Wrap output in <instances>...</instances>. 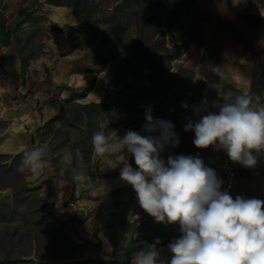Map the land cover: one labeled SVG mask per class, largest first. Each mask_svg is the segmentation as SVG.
Returning <instances> with one entry per match:
<instances>
[{
    "label": "rangeland",
    "instance_id": "rangeland-1",
    "mask_svg": "<svg viewBox=\"0 0 264 264\" xmlns=\"http://www.w3.org/2000/svg\"><path fill=\"white\" fill-rule=\"evenodd\" d=\"M61 1L74 4L80 15L79 20L83 24L80 46H94L96 51L79 53L81 56L76 57L63 53L62 56L66 57L57 67L58 79H66L71 71H88L91 78L80 88L64 83H60L57 87H44V83L36 85L29 79H25L28 81L24 83L15 75L4 79L0 71V264H72L73 260H56L71 255L78 257L80 264H131L133 254L126 261L124 255L129 249L131 253H135L141 250L138 247L142 244H150L148 237H153V242L157 238L160 241L168 238L173 240L181 233L178 224L157 223L141 207L142 213L136 214L131 220L127 219L130 208L127 203L132 201L128 192L131 186L120 179V171L123 167L121 161L127 159L131 164L128 158L132 156L119 146L118 140L130 130L127 115L123 112V109L127 108L128 99L126 95L120 93L126 76L123 71L129 64V59L123 51L129 45L137 44L140 34L144 33L143 38H150L147 41L149 46L156 44L157 41L160 42L151 47L150 50L153 52L155 46L157 49L160 48L161 53H164L163 46L169 49L177 47L174 52H182L171 62L170 73L174 75L179 73L183 77L186 71L188 78L190 76L188 72L192 70L195 75L175 91L178 97L171 102L164 98L167 93L164 91L162 101L160 100L164 113H173L178 107L176 105L178 100L183 98L187 107L181 106L182 111L189 113L192 120H197L199 117L195 109H201L200 115L206 114L207 111L218 112V108L213 107V102L222 104L226 99L231 102L236 93L225 81L219 89L213 86L219 82V77L208 68L210 63H214L204 58L205 51L202 47L199 46L202 50L195 49L189 55L185 53L186 44L178 39L184 37L187 30L197 24L191 18L184 15L175 17L174 26L168 28L170 24L168 19L172 17L164 15L159 25L157 22H151L146 24L144 29H140L138 15L132 17L130 22H123L126 11L117 10L122 0H48V2ZM1 21L0 15V24ZM144 21L141 20L142 23ZM30 22L31 28L26 32L27 35L18 36V40L26 39L28 48V52L24 53L26 59L22 68L27 64V59L40 54L37 52L41 44L37 41L47 36L46 28L42 26L44 25L42 15L32 16ZM120 23L121 26L115 29L116 34L113 37L106 34ZM124 26L127 31L123 35L121 28ZM164 40L166 44L162 43ZM207 53L215 57L216 51L210 50ZM164 63L168 65L167 61ZM202 72L203 74H200ZM256 72L257 76L264 72V63L260 64ZM205 100L207 104L204 103ZM115 102L118 104L117 107L114 106L107 113L118 108L120 116L115 113V118L110 122L111 127L106 131L113 149L100 157L95 154L91 142L96 123L87 124L86 113L79 105ZM160 117L162 116H156V118ZM51 120L53 122L50 123ZM187 123L188 121L182 125V130L177 134L182 139L178 146H167L169 155L199 156L220 178L225 152L216 151L212 147L197 148L193 144L195 133L184 130ZM44 144L48 145L50 150L47 158L54 160L57 165H63L61 158L66 150L75 152L74 144H79L77 148L84 155H87L88 150L91 149L90 162L85 160L87 170L90 168L96 175V178L92 179L87 172L91 178V186L72 183L67 177L58 173L48 160L46 166L36 174L19 172L18 166L23 153ZM164 152L161 153L163 158H165ZM16 157L20 158L15 160ZM251 171L252 174L248 177H240L235 184L236 188L234 185L236 194L233 198L240 195L264 200V160L257 163ZM74 187L75 195H73ZM23 197H27L28 202L19 203L20 199H24ZM6 203H11L19 212L27 214L26 217L17 218V221L24 226L22 232L30 233L32 223H41L38 229H34L37 231H33L32 235L29 234V237L19 241L20 236L13 235L8 229L10 220H4V216L12 215L9 208L4 206ZM47 203L52 204V208L44 210L42 207ZM45 216L49 218L42 224ZM56 219L70 222L69 228L76 225L77 232L72 234V240L81 246L79 250H69L72 244L60 235H53L52 239L45 237L43 228ZM147 221H150L151 225L145 224ZM55 227L56 225H52L51 230ZM110 237L117 243L118 251L112 245ZM35 240L39 241V244H35ZM19 256L21 258L18 261ZM170 256L171 253L166 249L161 257L170 258Z\"/></svg>",
    "mask_w": 264,
    "mask_h": 264
},
{
    "label": "clouds",
    "instance_id": "clouds-1",
    "mask_svg": "<svg viewBox=\"0 0 264 264\" xmlns=\"http://www.w3.org/2000/svg\"><path fill=\"white\" fill-rule=\"evenodd\" d=\"M210 71L219 77L213 85L219 89L227 77L220 66H210ZM213 107L218 112L200 115L201 109H195L199 118L188 119L184 130L195 133L193 144L201 149L223 150L232 162L254 168L258 155L264 154L262 97L245 90L231 102H213ZM102 113L91 140L100 157L113 149L106 129L115 118V111ZM173 128L170 121L154 118L149 107L142 126L145 134L129 130L118 138L119 146L137 166L134 169L127 159L122 160L120 179L132 187L139 206L155 222L178 224L181 233L167 245L170 258L161 257L157 238L133 253L131 264H264V200L240 195L233 198L222 190L223 181L215 170L199 156L169 155L165 160L161 155L165 148L179 144ZM49 151L46 144L25 151L18 171L40 172L48 162ZM61 163L65 166L61 172L68 170L73 183L91 186L79 148L74 153L66 150Z\"/></svg>",
    "mask_w": 264,
    "mask_h": 264
},
{
    "label": "trees",
    "instance_id": "trees-1",
    "mask_svg": "<svg viewBox=\"0 0 264 264\" xmlns=\"http://www.w3.org/2000/svg\"><path fill=\"white\" fill-rule=\"evenodd\" d=\"M52 4L57 5H67L70 6L73 9L74 15L80 19V15L77 12V8L72 3L67 2H50ZM118 11L124 10L126 11V14H124V21L123 22H130L132 17L134 18L137 16L139 19V27L140 29H144V26L146 24H149L151 22H157L158 25L161 23L162 18L164 15L171 16L172 19H168L170 24L168 25V28H171L174 26L175 17L180 16H186L188 18H191L195 23H197L193 28L190 30H187L184 37L179 38L178 40L181 41L183 44H186V49L190 44H196L200 47H202L205 51L203 54L204 58H206L208 61L213 62L214 64H218L220 62L221 57V49L219 47L210 46L205 43V33L203 28V21H202V12L200 5L197 0H122V3L117 8ZM128 11V12H127ZM23 13L22 10H20V14ZM2 16L1 21V27L3 28L6 24V18L4 15ZM240 18H246L247 16H241ZM141 20H145L143 23ZM117 25V24H116ZM112 27L110 30L106 32V34H110L109 36H112L116 34L117 27L121 26V23L118 26ZM116 29V30H115ZM115 31L114 33H111ZM127 28L124 26L121 28V32L123 35L126 33ZM69 42L73 43L76 39V37L81 33V31L76 30L75 28H69L67 30ZM144 34V33H143ZM143 34H140V39H138L137 44H131L127 49L123 51L124 54H126L127 58L129 59L127 66H125V69L123 71L124 74H126L123 82V90L120 92L122 95H126L128 99L127 108L123 109L124 113L127 115L126 119L128 120L129 128L132 131L140 132L142 135L145 133L142 130V126L145 123V114L148 108L150 107L152 110V115L154 118L156 116L161 115L160 119H164L167 121H170L173 125V131L176 134H179L182 130V125L188 121L190 118L189 113L182 111L181 106L184 103L183 98L178 100V103L176 104L178 107H176V110L172 113H164L162 111V105H161V98L164 91L167 93L165 94L164 98H167L169 102H171L173 99L177 98V93L175 91L180 87L183 86L184 83H187L188 80L194 77L195 72L189 71V77L187 78V72L185 71V75L183 77L181 74H173L170 73L171 70V62H173L175 59H177L182 52L175 53L174 49L177 47H174L172 49H169L167 47H164V53H161L160 48L157 49V46H155V53L153 50H150L151 47L155 44H152L149 46L147 44V41L150 40V38H143ZM158 42V41H157ZM155 45H158L157 43ZM162 43H165V40L162 41ZM166 44V43H165ZM137 47H139L137 49ZM185 47V45L183 46ZM132 49V50H131ZM134 49H136L134 51ZM131 50V51H130ZM150 50V51H149ZM215 50V57L212 55H209L207 51ZM168 63L166 66L164 62ZM260 67L258 65L257 68ZM27 71V64L23 65L22 68V74L25 76ZM130 80L131 82H129ZM192 82V80H191ZM228 87L233 90L236 95L241 94L243 91H239L235 89L230 81L228 79L225 80ZM162 88V89H161ZM126 91V94H125ZM252 95H260L262 97V100H264V72L257 76V72L254 74V79L252 82L251 90L248 91ZM161 100V101H160ZM175 104V103H174ZM117 102L113 104H97V103H91L87 105H79L82 108V111H85L86 117L85 120L87 121V124H92L93 122H97V118H102V112L107 113L111 108L113 109L117 107ZM120 109H115V113L120 116ZM84 118V117H83ZM50 123L53 122V120L49 121ZM48 122V123H49ZM118 123L120 121H117ZM89 126V125H88ZM108 127H111L109 124ZM108 127L106 131L108 130ZM179 142L182 141L180 139L179 135ZM92 139V138H91ZM79 144H74L75 150L77 149ZM91 149L88 150L87 155L83 156L86 157L84 160L86 162H90L91 158ZM164 157L167 158L169 156L168 147L165 148ZM20 157H16L15 160L19 159ZM164 158V159H165ZM47 160L54 165L57 172L64 175L70 180V172L68 170H65L63 173L61 172V169L64 168V165H57L54 160H50L47 158ZM128 160L131 162V164L134 166L135 169L137 166L135 165V161L133 157L128 158ZM76 161L73 160V165H75ZM87 172L89 173V176L92 177V179L96 178V175H94L90 168H88ZM246 177L247 175H243V177ZM264 176V174H263ZM71 181V180H70ZM72 182V181H71ZM73 183V182H72ZM75 195V187L73 189ZM130 198H132V201L130 200L127 205L130 207L128 210V217L127 219L131 220L133 216L136 214L142 213V209L140 208L137 199H136V193L132 189V187L128 190ZM24 199H20L19 203H26L28 202L27 197H23ZM5 207H8L11 211L12 215L9 217L8 215L4 216V220H10L8 223V229L11 231V233L15 236H20V240L24 237H29L32 235L33 231H37L34 229H38L39 225L41 223H32L31 225V232L30 233H24L22 232V229L24 226L17 221V218H23L26 217L27 214L24 212H19L17 207L13 206L11 203H6L4 205ZM13 207V208H12ZM45 209H51L52 204H45L42 207ZM52 215V213H51ZM49 216H45L42 219V224L44 221L48 220ZM148 225H151L150 221H147ZM56 225L54 230H51V226ZM68 225H71L70 222L67 221H61L59 219H56L55 221L51 222L50 225L43 228V232L47 235L45 237L51 238L53 235H60L62 238H65L66 241H69L72 245L69 247V250H79L81 248L80 245L75 244L72 240V234H75L77 232V227H68ZM29 226V225H28ZM30 234V235H29ZM109 237V235H108ZM52 239V238H51ZM112 245L114 246L115 250L118 251L117 243L113 238H111ZM33 240V239H32ZM148 240L153 243V237H148ZM171 239H167L164 241H160V244L157 245L158 250L161 253V256L163 255L164 251L167 249V245L171 242ZM35 244H39V241L35 240ZM146 245L142 244L139 249H143ZM100 248V247H99ZM133 248V244H132ZM131 249L128 250V252L124 255L125 261L130 257ZM20 256L18 257V261ZM56 260H73L74 263L72 264H80L78 262V257L71 255L69 257H61L60 259ZM104 263V261H102ZM113 264V263H112ZM115 264V263H114ZM125 264V263H123Z\"/></svg>",
    "mask_w": 264,
    "mask_h": 264
},
{
    "label": "crops",
    "instance_id": "crops-1",
    "mask_svg": "<svg viewBox=\"0 0 264 264\" xmlns=\"http://www.w3.org/2000/svg\"><path fill=\"white\" fill-rule=\"evenodd\" d=\"M197 1L202 12L205 43L219 47L222 52L218 65L208 63V68L220 66L234 88L250 91L256 67L264 63V0ZM20 10L23 13L20 14ZM0 15L6 18L3 28L0 24V71L4 79L15 75L24 83L29 79L36 85L44 83V87H57L64 83L80 88L91 78L88 71H71L66 79H58L57 67L66 57L62 56L63 53L76 57L81 56L79 53L96 51L94 46H80L82 33L73 43L69 42L67 30L75 28L82 31L83 27L76 28L81 22L70 6L52 4L48 0H0ZM36 15L44 17L42 26H45L47 36L37 41L41 44L37 52L40 54L26 60L27 71L23 76L22 64L28 48L26 39L18 40V36L27 35L31 28L30 19ZM239 15L247 17L240 18ZM195 49L202 50L192 43L185 53L189 55ZM235 192L236 189L234 195Z\"/></svg>",
    "mask_w": 264,
    "mask_h": 264
},
{
    "label": "built area",
    "instance_id": "built-area-1",
    "mask_svg": "<svg viewBox=\"0 0 264 264\" xmlns=\"http://www.w3.org/2000/svg\"><path fill=\"white\" fill-rule=\"evenodd\" d=\"M257 160V163H260L262 160H264V154L258 155ZM221 168L222 176L220 179L223 181V190L228 191L232 196L234 195V185L237 183L240 177L243 175H247L248 177L250 174H252V168H247L240 165L239 163L232 162L226 153L224 154Z\"/></svg>",
    "mask_w": 264,
    "mask_h": 264
},
{
    "label": "water",
    "instance_id": "water-1",
    "mask_svg": "<svg viewBox=\"0 0 264 264\" xmlns=\"http://www.w3.org/2000/svg\"><path fill=\"white\" fill-rule=\"evenodd\" d=\"M82 22L76 26V28H81ZM33 142H35V139H33Z\"/></svg>",
    "mask_w": 264,
    "mask_h": 264
}]
</instances>
